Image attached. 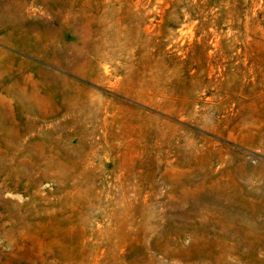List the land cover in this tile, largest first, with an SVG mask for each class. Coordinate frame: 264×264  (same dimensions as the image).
<instances>
[{"label":"rangeland","instance_id":"1","mask_svg":"<svg viewBox=\"0 0 264 264\" xmlns=\"http://www.w3.org/2000/svg\"><path fill=\"white\" fill-rule=\"evenodd\" d=\"M166 1L0 0V264H264V1Z\"/></svg>","mask_w":264,"mask_h":264},{"label":"trees","instance_id":"2","mask_svg":"<svg viewBox=\"0 0 264 264\" xmlns=\"http://www.w3.org/2000/svg\"><path fill=\"white\" fill-rule=\"evenodd\" d=\"M241 2L245 11V15L240 20L244 21V18L249 19L252 14V0H241ZM233 3L234 2H231L230 4L226 5L225 3L218 2V0H196V3H193V0H167L166 4L169 7L162 17L163 22L158 28L155 29L156 33L160 31L161 37L149 38L151 41L149 43L150 45H147L145 49L158 50V46L164 43L166 38L172 36V34L185 22L186 17L187 21L199 22V25L196 27V36H199L200 31L198 30V27H200L202 24H205L202 23L205 19L207 20V23L205 24L207 27H205L203 30L206 32V35H210L208 29L213 28L215 29L216 33L221 32L220 36H224L225 34L222 32L225 30L224 28L228 26L224 21L226 11L231 14L229 22L231 19H235L236 17V13H233L236 9L232 7ZM196 9H198L199 15H196Z\"/></svg>","mask_w":264,"mask_h":264}]
</instances>
